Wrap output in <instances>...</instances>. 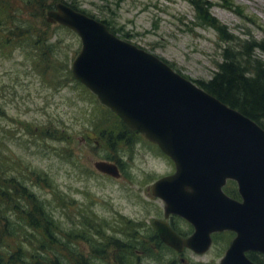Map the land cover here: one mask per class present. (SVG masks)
<instances>
[{
    "label": "rangeland",
    "instance_id": "obj_1",
    "mask_svg": "<svg viewBox=\"0 0 264 264\" xmlns=\"http://www.w3.org/2000/svg\"><path fill=\"white\" fill-rule=\"evenodd\" d=\"M63 1L75 2L79 5L77 8L97 20H108L111 28H120L117 37L122 38V34L127 33L130 39L126 41L166 60L190 79H210L216 70L215 63L221 62L223 45L217 34L211 27L196 22L195 12L186 0ZM210 1L211 15L230 33L241 39L264 38V0H228L231 8L222 7V0ZM236 7L244 16L236 14ZM249 19H254L255 24ZM57 39H61L62 44L53 53L54 57L68 64L70 69L74 53L81 47L80 40L76 34L65 31L55 32L49 41ZM5 53L8 54L0 52V152L19 160L27 175L31 170L46 174L50 186L28 182L29 192L46 201L48 212L63 229L71 230L81 220L83 222L84 217L92 218L102 224L106 235L120 239L128 247L123 252L127 254L126 264H130V259L133 264L132 252L135 260H140L139 264H157L148 257L137 259L136 255L139 250L146 253L158 248V244L148 239L154 235L148 223L151 216L159 213L154 210H161V202L153 201L149 190L154 180L173 171V165L135 135L127 138L132 142L126 144L125 141L114 142L119 131L113 133L112 126L93 129L91 115L99 111L100 104L75 82L65 85L61 82L52 87L49 82L52 77H42L34 68L37 56L33 51L15 48ZM256 54L264 60V55L258 51ZM64 73L63 68L60 75ZM28 124L39 128L30 134ZM45 124L57 129V138L42 136L40 127ZM40 137L45 138L46 149ZM110 144L114 146L111 148ZM65 151L70 157L64 159L56 154ZM99 160L116 163L121 177L113 179L96 172L93 164ZM54 195L74 200L68 216L57 205ZM121 216L141 223L135 237L122 234L125 227ZM10 217L17 226L15 214ZM139 239H144L142 245H136ZM23 245L28 248L27 241ZM79 246L84 251L89 249L83 241ZM155 257L156 262L162 259L158 252ZM184 257L186 264L208 260L190 254ZM171 259L179 261L175 256Z\"/></svg>",
    "mask_w": 264,
    "mask_h": 264
},
{
    "label": "water",
    "instance_id": "obj_2",
    "mask_svg": "<svg viewBox=\"0 0 264 264\" xmlns=\"http://www.w3.org/2000/svg\"><path fill=\"white\" fill-rule=\"evenodd\" d=\"M45 19L80 39L71 63L75 80L173 162L174 173L153 183L150 191L165 203L166 214L192 223L194 233L183 240L155 221L161 241L177 252L189 248L201 253L210 244V233L231 230L237 237L221 264H248L235 253L250 239V216H260L264 208V129L162 59L120 39L103 22L62 2ZM93 166L120 177L118 166L109 161ZM226 180L237 183L241 202L223 194Z\"/></svg>",
    "mask_w": 264,
    "mask_h": 264
},
{
    "label": "trees",
    "instance_id": "obj_3",
    "mask_svg": "<svg viewBox=\"0 0 264 264\" xmlns=\"http://www.w3.org/2000/svg\"><path fill=\"white\" fill-rule=\"evenodd\" d=\"M121 1L123 0H117V3ZM186 1L195 12L196 22L200 21L201 26L205 24L214 29L219 43L223 45L221 62L215 63L216 70L211 78L191 80L222 103L264 128V60L256 54L258 51L264 55V38L241 39L230 33L225 25L211 15L210 0ZM57 2H63L85 13L77 8L78 4L75 2L67 3L63 0H0V52L8 54L5 52L15 48H27L37 56L36 61H33L36 71L42 77H52L49 81L52 87H57L61 82L65 85L72 81L89 93L75 81L68 64L54 57L53 53L61 46L62 40L50 42L52 35L58 31L72 34L68 29L49 23L45 19L46 12L53 9ZM222 2V7L227 5L231 8L228 0ZM236 9V14L244 16L238 7ZM100 21L106 24L112 33L121 32L120 28H111L108 20ZM249 21L255 24L254 19ZM122 39H130V36L124 33ZM63 68L65 73L60 75ZM90 96L98 103L94 95L90 93ZM97 107L99 111L93 112V117L91 115L93 129L102 125L112 126L113 133L119 131L114 142L125 141L128 144L132 139L127 141V138L133 135L138 138L139 135L125 126L115 114L100 105ZM42 126L40 129L43 131V137L57 138L55 127L50 124ZM38 128L39 126L28 124L30 134ZM43 137L40 138L44 142L43 148L46 149L47 144ZM109 146L112 148L114 144ZM52 150L56 151L55 148ZM56 154L64 159L70 157L67 151L64 154ZM22 166L19 160L0 152V264H98L97 260L100 264H126L127 254L123 252L128 247L120 239L106 235L102 224L96 223L94 219L84 217L83 222L81 220L71 230L63 229L48 212L46 201L29 192L28 182L50 186L46 174L31 170L27 175ZM54 198L68 216L74 200L56 195ZM10 214H15L17 226L13 225ZM120 219L125 227L121 231L122 234L130 238L135 237L141 223L123 216ZM25 241L28 242V248L23 245ZM80 241L87 243L89 249L84 251V248L79 246ZM137 242L136 245H142L144 239ZM132 254L133 264H138ZM171 264L174 262L171 261Z\"/></svg>",
    "mask_w": 264,
    "mask_h": 264
},
{
    "label": "flooded vegetation",
    "instance_id": "obj_4",
    "mask_svg": "<svg viewBox=\"0 0 264 264\" xmlns=\"http://www.w3.org/2000/svg\"><path fill=\"white\" fill-rule=\"evenodd\" d=\"M150 192V190H149ZM223 192L226 196H228L231 200L236 202H241L242 199L238 192L237 184L228 180L223 186ZM151 195V193H150ZM153 201L161 202V210H154V212H159L156 215L151 216V220L148 223L153 230V237L148 238L150 242H154L158 244L157 250H148L146 253L144 250L137 251V259L139 257H148L153 260L154 263L157 264H171V261L174 264H186L185 255L190 254L192 256H200L207 257V261H199V264H221L222 260L225 258L227 252L232 247L237 234L231 230H223V231H214L210 233L209 237L211 242L206 250L201 253L193 251L189 248H183L180 252H177L169 247H167L158 237V234L153 227V223L155 221H161L169 226V228L181 239L185 240L190 238L194 233V226L192 223L188 222L185 218L178 216L173 213L166 214L164 210L163 202L154 198L152 195ZM261 214L258 216V213L250 216L251 220V236L249 241L246 243H242L236 249L235 255L240 256L246 260L248 264H264V208L260 210ZM182 227V228H181ZM254 227V228H253ZM149 246H152L149 244ZM198 248L200 246H197ZM203 245L201 246V250ZM156 252L162 255V259L159 262L155 261ZM177 257L179 260L174 261L170 260L171 257ZM167 258V259H166ZM170 260V261H169ZM237 262V261H236ZM137 263H140V260H137ZM233 261L226 262V264H232ZM237 264H240L237 262Z\"/></svg>",
    "mask_w": 264,
    "mask_h": 264
}]
</instances>
